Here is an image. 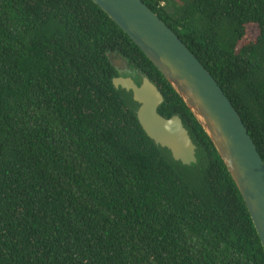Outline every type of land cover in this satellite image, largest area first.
Masks as SVG:
<instances>
[{
	"label": "trees",
	"instance_id": "16d2710c",
	"mask_svg": "<svg viewBox=\"0 0 264 264\" xmlns=\"http://www.w3.org/2000/svg\"><path fill=\"white\" fill-rule=\"evenodd\" d=\"M142 1L214 77L264 162V0ZM110 53L157 86L194 163L146 135ZM0 264H264L213 143L92 0H0Z\"/></svg>",
	"mask_w": 264,
	"mask_h": 264
},
{
	"label": "water",
	"instance_id": "95a60500",
	"mask_svg": "<svg viewBox=\"0 0 264 264\" xmlns=\"http://www.w3.org/2000/svg\"><path fill=\"white\" fill-rule=\"evenodd\" d=\"M92 1L160 71L203 128L245 203L264 251V162L222 88L178 35L142 0ZM119 57L128 65L127 59ZM112 84L130 92L137 104L135 116L156 146L182 165L196 161V145L188 129L178 115L166 118L158 112L163 95L148 77L140 74L137 84L130 76L117 75Z\"/></svg>",
	"mask_w": 264,
	"mask_h": 264
},
{
	"label": "flooded vegetation",
	"instance_id": "af4514ba",
	"mask_svg": "<svg viewBox=\"0 0 264 264\" xmlns=\"http://www.w3.org/2000/svg\"><path fill=\"white\" fill-rule=\"evenodd\" d=\"M114 54V53H112ZM115 55V54H114ZM117 59V58H116ZM120 59V58H119ZM119 73L121 76H130L137 84L140 81V73L136 72L134 68L130 67V65H126L124 62H119V66H117Z\"/></svg>",
	"mask_w": 264,
	"mask_h": 264
},
{
	"label": "rangeland",
	"instance_id": "374dc122",
	"mask_svg": "<svg viewBox=\"0 0 264 264\" xmlns=\"http://www.w3.org/2000/svg\"><path fill=\"white\" fill-rule=\"evenodd\" d=\"M167 9H171V7L168 6ZM119 58H120L119 55H117V54L114 55V54L110 53V59L116 66H119L120 61H121V63L124 62L122 59H119Z\"/></svg>",
	"mask_w": 264,
	"mask_h": 264
}]
</instances>
